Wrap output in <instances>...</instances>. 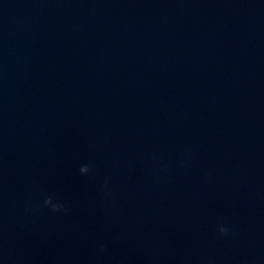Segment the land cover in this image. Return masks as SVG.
Segmentation results:
<instances>
[{
    "label": "clouds",
    "instance_id": "9594fccd",
    "mask_svg": "<svg viewBox=\"0 0 264 264\" xmlns=\"http://www.w3.org/2000/svg\"><path fill=\"white\" fill-rule=\"evenodd\" d=\"M80 171H81V173H86L88 171V169H87V167H81ZM50 202H51L50 199L46 200L45 204H49ZM53 210L54 211L58 210L57 206L54 205L53 206ZM219 232L222 233V234H227L228 233V229L226 227L221 226L219 228Z\"/></svg>",
    "mask_w": 264,
    "mask_h": 264
}]
</instances>
